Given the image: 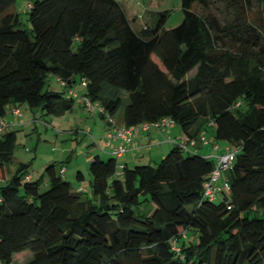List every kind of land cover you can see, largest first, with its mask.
<instances>
[{"label":"trees","instance_id":"16d2710c","mask_svg":"<svg viewBox=\"0 0 264 264\" xmlns=\"http://www.w3.org/2000/svg\"><path fill=\"white\" fill-rule=\"evenodd\" d=\"M15 1L0 0V126L21 104L71 111L69 90L81 84L106 133L109 116L119 127L170 117L178 141H202L212 128L237 152L223 173L230 189L215 199L205 194L213 159L179 142L155 165L118 168L112 152L96 154L91 196L62 163L45 166L42 191L43 177L20 162L0 184V264L26 252L22 264H264V0H181L185 18L170 29L165 12L155 27L135 28L118 0H29L24 28L7 12ZM105 84L126 103L118 94L99 103ZM15 146L16 130H1L0 178Z\"/></svg>","mask_w":264,"mask_h":264},{"label":"rangeland","instance_id":"374dc122","mask_svg":"<svg viewBox=\"0 0 264 264\" xmlns=\"http://www.w3.org/2000/svg\"><path fill=\"white\" fill-rule=\"evenodd\" d=\"M118 1L121 4H129L132 7L130 14H132L133 18L135 17L132 21L134 27H140L143 24H149L151 27H155L161 18V12H165L166 14V19L163 24V27L166 29L179 25L185 18V11L182 8L181 0ZM29 2V0H16L15 4L7 11L18 12L19 21L24 28H30L28 18ZM193 10L198 13L203 12L201 6L197 3L193 5ZM54 80L53 77H49L48 82L58 90H62L63 86L61 83L55 82ZM74 88L79 90L77 92H80V96L83 94L84 86L77 84ZM114 89L111 85L105 84L102 91V98L98 102L103 104L107 98L118 94L123 97V103H126L127 99L121 90H117L115 94H112ZM76 99L78 101V98ZM77 101L73 110L62 115H48L41 108L30 109L26 104H21V116L18 118L15 116L18 119L17 125L12 127L13 130H16V146L12 161L9 164L12 173L15 172L20 162L28 163V169L33 178L43 177L41 190L44 191L47 189L45 166L51 162L62 163L66 168L65 176L67 180L74 186L76 183L83 182L77 179V173L79 171L84 172L86 175L84 184L88 186L86 194L92 195L89 185V179L91 178L89 166L92 156L95 154L94 152H97L94 147L99 148L101 142H105L106 118L101 117L98 113L94 116L86 107L79 106V101ZM122 110L121 108L115 115V118L120 121L122 120ZM4 130L5 127L2 129V132ZM210 130L213 132L212 128ZM170 149H168L167 153ZM102 155H104V158L108 156L105 153H102ZM163 156L156 159L157 161L147 160L143 161V163L155 165ZM120 160L122 159L120 158L119 162ZM119 165H117L118 168ZM224 179V174L222 178L220 177L218 179L220 186H224ZM151 207L152 204L146 203L143 205L144 211L150 210ZM31 255V252L21 254L17 258V263L22 264Z\"/></svg>","mask_w":264,"mask_h":264},{"label":"crops","instance_id":"0c3cea01","mask_svg":"<svg viewBox=\"0 0 264 264\" xmlns=\"http://www.w3.org/2000/svg\"><path fill=\"white\" fill-rule=\"evenodd\" d=\"M122 5H123L127 15L129 16V18L133 21L135 19V17L133 18L132 14H130L132 7H130L129 4H123L122 3ZM132 25H133V23H132ZM140 27H135V28L138 29ZM55 82H57V81H55ZM77 90L78 89H76V88L72 89V91H74L76 93V95H73V96H75L74 106H75V104H77L76 98H78L79 102L78 101L77 102L79 103V106L84 107V104L82 101L83 96H82V94L80 96L79 95L80 92H77ZM69 95H72L70 90H69ZM74 106H73V109H74ZM20 112L22 113L21 109H20ZM15 116L18 118L21 115L10 112L8 115L5 116V118H4L5 130L7 127H8L7 130H12V127L17 125L18 119H16ZM118 122L123 124V119L121 121L118 120ZM106 130H107V126H106ZM201 135L206 137V142H202V141L197 142V145H196L197 149L196 150H198V152L200 154L205 155L206 157H211L213 159L215 165H216L217 164V157L216 156L221 154L222 152H224L226 149H228V145L226 142H224L222 140L215 139L214 133L211 130H209V131L204 130ZM169 136H171L175 139H178L181 136H183V131H182L181 127L179 125H176V123H173L169 127H165V128L151 127L148 130H142L139 128H135L134 132H133L132 142H131V145L128 148V150L122 155H116L117 163L120 165L126 164L127 166L131 167V166L136 165L137 163H142L143 161H147V160L148 161H157L156 159L161 158L163 155H165L167 153L168 149H170L174 144L169 139ZM94 148L97 152H94L95 154L93 156H95L96 154H99L100 156L104 157V155H102V153H105L106 155L109 156L110 153L112 152L111 151L112 147L111 146L110 147L105 146V143H102V142H101L99 148H97V147H94ZM93 156H92V158H93ZM120 158L122 160H120V162H119ZM7 168H8L7 176L5 178H0V183H2V184H5L6 181L8 180V178L13 174L11 172L12 170L10 169L9 165ZM64 173H66V168H65ZM82 173H83V176L81 178H77V179L78 180L80 179V182L81 181H83V182L76 183L75 186L74 185L73 186L75 189H82V191H86V190H88L87 184L86 185L84 184L85 183L84 179L86 178V175L84 174V172H82ZM31 176H32V174H31ZM64 176H65V174H64ZM221 178H222V176H221ZM90 180H91V178L89 179V185H90Z\"/></svg>","mask_w":264,"mask_h":264},{"label":"built area","instance_id":"2783aa9c","mask_svg":"<svg viewBox=\"0 0 264 264\" xmlns=\"http://www.w3.org/2000/svg\"><path fill=\"white\" fill-rule=\"evenodd\" d=\"M82 84L86 85V80H82ZM72 95H76L72 89L70 90ZM83 100L85 102L86 108L91 112L101 111L102 107L97 103L91 101L87 97H83ZM13 113L20 115L21 112L18 108H14L12 110ZM109 121L112 123V126L108 129L105 137V146H111L112 147V153L115 155H122L124 154L128 148L130 147V144L132 142L133 138V132L135 128H139L142 130H148L151 127L156 128H165L169 127L174 123L173 119L170 117H163L159 120L153 121V122H143L140 125L137 126H116L114 124L113 117H108ZM4 128V123L2 122V125L0 126V131ZM170 140L173 143L179 142L182 143L184 150H196L195 146L197 145V140L192 139L190 141H185V139L182 137L179 141L178 139H171ZM201 140L203 142H206V137L202 136ZM237 150L234 148H229L228 151L217 155L218 163L216 164L213 173L211 174L210 180L206 183V189L205 194L209 196L210 199H215L216 196L220 191H228L230 189L229 181L227 178L224 179L225 183L224 186H220L218 183V179L221 177L222 173H226L231 169L233 161L235 159ZM62 174H64L65 169H61L60 171Z\"/></svg>","mask_w":264,"mask_h":264}]
</instances>
